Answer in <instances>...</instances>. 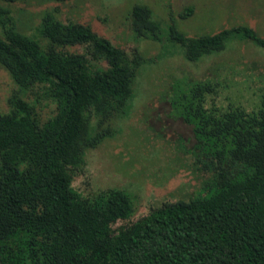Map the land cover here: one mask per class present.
<instances>
[{"label":"trees","instance_id":"1","mask_svg":"<svg viewBox=\"0 0 264 264\" xmlns=\"http://www.w3.org/2000/svg\"><path fill=\"white\" fill-rule=\"evenodd\" d=\"M150 16L149 7H133L134 22L152 25ZM171 29L189 40L192 60L222 49L232 30L264 45L246 25L192 38ZM38 35L14 29L0 7V65L21 90L55 105L45 121L38 97L31 103L12 95L10 110L0 111V264H264V95L248 110L216 104L219 84L213 80L176 83L171 111L198 140L199 188L114 228L132 212L129 193L85 197L72 187L67 168L97 143L87 138L90 115L108 128L128 114L129 57L89 25L62 23L52 14L40 22ZM76 44L86 50H64Z\"/></svg>","mask_w":264,"mask_h":264},{"label":"rangeland","instance_id":"2","mask_svg":"<svg viewBox=\"0 0 264 264\" xmlns=\"http://www.w3.org/2000/svg\"><path fill=\"white\" fill-rule=\"evenodd\" d=\"M135 5L151 9V26L134 22ZM0 7L8 10L13 28L26 35L39 38L40 22L52 14L62 23L89 25L128 55L126 63L134 70L128 114L113 118L108 128L90 115L87 138L97 143L67 168L72 187L85 197L116 189L129 193L132 212L114 228L143 218L163 202L188 199L199 188L204 172L195 163L198 140L192 126L171 111L176 83L213 80L219 84L216 104L239 103L248 110L264 95V45L232 30L222 49L192 60L186 55L189 40L176 38L171 29L175 25L179 34L192 38L246 25L264 39V0H17L0 1ZM188 7L192 11L186 15ZM64 50L80 54L86 46ZM12 95L31 103L38 97L42 121L55 111L54 103L36 91L21 90L0 65L2 113L10 110Z\"/></svg>","mask_w":264,"mask_h":264}]
</instances>
